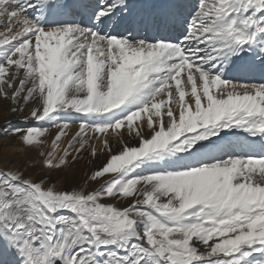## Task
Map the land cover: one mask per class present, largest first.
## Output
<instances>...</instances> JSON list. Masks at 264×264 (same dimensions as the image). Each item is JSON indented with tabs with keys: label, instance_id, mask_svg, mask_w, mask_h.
I'll use <instances>...</instances> for the list:
<instances>
[{
	"label": "snow or ice",
	"instance_id": "1",
	"mask_svg": "<svg viewBox=\"0 0 264 264\" xmlns=\"http://www.w3.org/2000/svg\"><path fill=\"white\" fill-rule=\"evenodd\" d=\"M0 26V99L32 105L0 135L48 170H0L11 264H264V0H0Z\"/></svg>",
	"mask_w": 264,
	"mask_h": 264
},
{
	"label": "bare ground",
	"instance_id": "2",
	"mask_svg": "<svg viewBox=\"0 0 264 264\" xmlns=\"http://www.w3.org/2000/svg\"><path fill=\"white\" fill-rule=\"evenodd\" d=\"M130 2H133V0H130ZM1 31H3V29ZM10 107H11V105H10L9 101H4V100L0 99V129L4 128L7 121H12V123H15V121L23 119L22 116H25L26 114H28V111L30 109L29 107H26L23 112L18 111L16 113H12L9 110ZM77 129H78V127H76L75 130L74 129L73 130L76 131ZM56 131L57 130H54V133H52V134H54L53 136H55ZM72 133H70V135ZM0 136H5V135H0ZM68 137H65V138H68ZM125 139L128 140L127 138H125ZM11 141H12V136L6 135V137L3 138L1 142H6V144H8ZM131 142L135 143V141H131ZM98 143L99 142L97 141L96 144H98ZM42 150L44 152L49 151L46 148H44ZM39 151L40 150L36 149V148H28V150L26 151V153L23 156L18 157L19 162L14 165V168H19V169L23 168L24 170H26V172H25L26 175L35 176L37 173H39L41 175H43V174L47 175L48 170L44 169L41 165L43 157L39 155ZM105 159H106V155H100L96 159L93 160L89 156L88 151H85L83 153L82 157L78 158L76 163L73 164L71 167L66 168V169H61L58 172L52 171L51 175H53V176L60 175L63 177L71 176V177L77 178L79 181L83 177H86L88 174L87 170H84V169H88V167H89L88 170H90V172H92L96 169L95 168L96 166H101L102 161H104ZM24 160L26 161V164H24L23 166H20L19 165L20 162L22 163V162H24ZM14 161H17L15 157L10 158L9 163L10 162L12 163ZM93 167L95 169H92ZM86 180H87V178H86ZM76 183L77 182L74 181V182H71L70 185L76 184ZM96 186L97 185H94V182L88 181L87 188L85 190L93 189V187H96ZM13 259H14V257H12L11 254L6 253L5 250L3 249V246L0 245V264H6V262H7V264H11V261Z\"/></svg>",
	"mask_w": 264,
	"mask_h": 264
},
{
	"label": "rangeland",
	"instance_id": "3",
	"mask_svg": "<svg viewBox=\"0 0 264 264\" xmlns=\"http://www.w3.org/2000/svg\"><path fill=\"white\" fill-rule=\"evenodd\" d=\"M2 27L3 26H0V31L3 29ZM28 107L31 108L32 105L29 104ZM23 117L24 116H22V118ZM29 123H31V122H29ZM78 124H79V121H77L76 123H73L71 125V129H70L69 134H68L69 137H70V133H72V132L74 133L75 132L74 130H75L76 127H78ZM13 126L14 127H18V128H26L27 126H29V124H26L24 122V119H20V120L15 121V123H13ZM38 126H40V125H38ZM42 127L46 128L48 130L46 132L45 136L42 137V139L44 140V144H43V148L42 149L46 148L47 150H50L51 141L54 138V136H53L54 134H52V133H54V130H58V129L55 128V127L49 126L48 124H43ZM11 136H12V141L10 143H8V144H6V142H1L2 139L6 137V135L5 136H0V170H6L8 168H14V165L19 162L18 157L19 156H23L26 153V151L28 150V147H25L21 143V141L19 140V138L17 136H13V135H11ZM68 136H65V137H68ZM65 137H62L60 142H59L60 149H63L66 146V144H67V139L69 137L68 138H65ZM125 138L128 139L127 132H125ZM98 144H97V147H99ZM13 157H15L17 161H14L12 163L10 162L11 163L10 164L9 160H10V158H13ZM24 164H26L25 160L22 163L20 162L19 165L23 166ZM98 167H100V166H96L95 168H98ZM95 168L93 167L92 169H95ZM88 169H89V167H88ZM88 169H84V170H87V172H88L87 176L83 177L79 181H78L77 178L71 177V176H69V177H63V176H60V175H56V176L51 175V176L57 180L58 186L60 184L70 185V183L74 182V181L77 182L76 185H83L84 182L86 181V178H88V176H90V174H91L90 170H88ZM21 170H24V169L22 168ZM43 175H46V174H43ZM106 178L107 177H105V179ZM98 183L99 182H94V185H97ZM94 188L95 187H93V189ZM90 190H92V189H90ZM105 202H107V201H105Z\"/></svg>",
	"mask_w": 264,
	"mask_h": 264
}]
</instances>
